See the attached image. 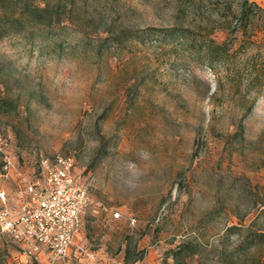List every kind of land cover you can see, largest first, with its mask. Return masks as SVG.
<instances>
[{"label": "rangeland", "instance_id": "374dc122", "mask_svg": "<svg viewBox=\"0 0 264 264\" xmlns=\"http://www.w3.org/2000/svg\"><path fill=\"white\" fill-rule=\"evenodd\" d=\"M69 1L62 27L0 37L8 204L41 157L72 156L92 256L68 264H264V0L246 28L240 0ZM207 37L226 48L213 68L193 48ZM0 264L47 263L0 232Z\"/></svg>", "mask_w": 264, "mask_h": 264}, {"label": "built area", "instance_id": "2783aa9c", "mask_svg": "<svg viewBox=\"0 0 264 264\" xmlns=\"http://www.w3.org/2000/svg\"><path fill=\"white\" fill-rule=\"evenodd\" d=\"M0 178L11 175L14 164L8 138L0 134ZM41 174L25 183L27 199L14 212L7 202V193L0 189V232L18 240L26 256H43L47 264H68L69 251L81 224V213L87 201L85 186L74 179L72 156H56L52 160L40 159ZM114 218L119 211L112 210ZM135 218H129L133 225ZM80 254L91 253L83 246Z\"/></svg>", "mask_w": 264, "mask_h": 264}, {"label": "trees", "instance_id": "16d2710c", "mask_svg": "<svg viewBox=\"0 0 264 264\" xmlns=\"http://www.w3.org/2000/svg\"><path fill=\"white\" fill-rule=\"evenodd\" d=\"M69 0H56L50 4L48 0H0V37L12 30H20L25 26L39 30L53 29L54 26L62 27L64 18L60 16L70 6ZM239 21L246 28L249 24L250 17L255 13V4L249 0H240ZM258 9V8H257ZM170 36L191 37L193 33L190 28L185 26L171 28L166 30ZM107 38V36H105ZM200 39L198 45H193V48L200 53L202 52L205 58V63L213 68L218 62L223 61L226 55L224 43H217L212 38L207 37ZM249 76L244 84L246 91L253 88L257 82L256 74ZM256 98V94L254 100ZM254 100L248 105L253 106ZM241 127V125H240ZM184 244H179L173 252L174 257L181 252Z\"/></svg>", "mask_w": 264, "mask_h": 264}, {"label": "crops", "instance_id": "0c3cea01", "mask_svg": "<svg viewBox=\"0 0 264 264\" xmlns=\"http://www.w3.org/2000/svg\"><path fill=\"white\" fill-rule=\"evenodd\" d=\"M24 202H25V200L22 201V202L19 204V206H18L17 209H16V208H13L11 205H9V206L12 208V210H13L14 212H18L20 206H21ZM76 235H77V234H76ZM76 235H75V237H76ZM75 237H74L73 245L71 246L70 251H69V259L71 258L72 255H74L75 257H77L78 255H81V254L78 252V250L76 249L78 245H77V241H75Z\"/></svg>", "mask_w": 264, "mask_h": 264}]
</instances>
